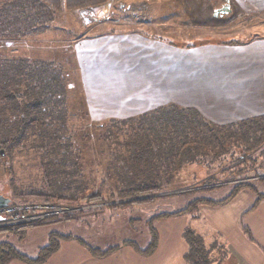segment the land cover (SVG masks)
Wrapping results in <instances>:
<instances>
[{
    "label": "trees",
    "instance_id": "obj_1",
    "mask_svg": "<svg viewBox=\"0 0 264 264\" xmlns=\"http://www.w3.org/2000/svg\"><path fill=\"white\" fill-rule=\"evenodd\" d=\"M108 1L0 0V43L11 44L36 37L51 29L61 14L80 12ZM231 42L236 43L235 40ZM16 54V49H0V162L8 176H15V157L33 163L36 183L30 185L27 193H21V198L32 197L46 205L69 203L75 206L79 203V208L82 207L80 211L69 210L47 218L72 220L80 212L98 213L104 207L125 209L136 204L154 203L169 195L209 190L230 182L235 184L223 200L196 198L180 210L152 216L147 222L150 239L144 249L133 240L100 248L73 234L54 231L36 257L20 252L9 242H1L0 264L15 260L45 264L60 250L61 242L68 240L78 241L92 256L100 259L125 246L149 256L159 246L156 223L160 219L187 213H194L197 218L201 205L225 204L245 188L255 193V204L264 199V193L256 184L244 182L249 178L248 167L256 170L254 177L264 182V176L257 172L264 166V114L217 123L195 107L169 103L137 116L93 123L82 107L84 95L80 85L71 86L73 82L62 64ZM75 119L81 122L79 126ZM83 120L92 125H85L83 130L80 126ZM226 157L231 161L230 175L236 173V176L222 183H216L215 176H209L202 187L176 192L186 188L189 182L180 175L183 168L204 161L212 164ZM96 161L103 167L100 188L88 182L86 173ZM106 181L110 186L105 190L103 183ZM8 185L15 191L19 188L14 177ZM38 211L48 210H22ZM46 221L9 226L0 231L9 230L23 238L26 227L42 225ZM186 234L191 244L187 255L189 264H210L202 236L191 230Z\"/></svg>",
    "mask_w": 264,
    "mask_h": 264
},
{
    "label": "crops",
    "instance_id": "obj_2",
    "mask_svg": "<svg viewBox=\"0 0 264 264\" xmlns=\"http://www.w3.org/2000/svg\"><path fill=\"white\" fill-rule=\"evenodd\" d=\"M174 1L151 8V18L137 22L156 27L157 34L143 29L112 31L77 41L88 97L129 96L125 105L117 106L120 114L115 118L137 116L169 103L195 107L217 123L263 115L264 0H229L230 11L217 15L215 10L226 0ZM239 29H250V37H233ZM235 199L215 207L235 204ZM255 200L228 224L235 230L226 242L196 232L209 251L210 264H264V199L257 204ZM220 231L216 228V233ZM215 240L223 241L221 252L211 249ZM64 245L68 254L56 258L61 245L45 264H189L188 252L174 258L165 253L161 259L159 251L153 259L155 255L142 256L126 247L100 259L78 241Z\"/></svg>",
    "mask_w": 264,
    "mask_h": 264
},
{
    "label": "rangeland",
    "instance_id": "obj_3",
    "mask_svg": "<svg viewBox=\"0 0 264 264\" xmlns=\"http://www.w3.org/2000/svg\"><path fill=\"white\" fill-rule=\"evenodd\" d=\"M174 2V0H109L105 4L94 7L99 13L100 20L94 21L91 24H86L82 14L83 10L80 12H65L57 17L53 22L54 24L52 28L45 33L11 44L0 43V49H16V55L56 61L57 63L62 64L65 69H67L69 78L73 82L71 83V86L80 85V90L84 95L82 107L87 110L89 120L93 123H102L110 118H115L113 116L120 114L118 107L121 108L123 104L125 105L129 96L123 95L121 98L119 97L115 100V96L110 93L97 94L98 96L91 93L88 97L86 85L84 84V73L81 69L78 50L76 48L77 41L83 36H94L112 31L131 32L136 29H143L149 33L157 34L159 31L156 30V27L142 26V24L138 23H143L144 20L148 21V19L151 18L148 14V10L151 8L174 5ZM177 2L180 1L177 0ZM122 5L123 7H121ZM102 6L103 8L99 9V7ZM128 7L131 8L129 9ZM108 9L110 13L109 16L105 18L103 16L104 13L102 12H105ZM164 32L165 30L161 31L160 34H163ZM187 33L188 32H186V34ZM250 33V29H239L232 34L234 35L233 37L244 38L250 37ZM167 35L175 36L174 33L170 32H167ZM74 122L78 126L81 123L76 119ZM82 122L83 123L80 126L83 130H85V125H92V123H87L85 120ZM13 162L15 176H8L3 164L0 162V193L10 197L13 203L19 204L12 205L34 210L47 208V210L53 211V214H63L69 210H81L82 207L79 208V203L75 206L68 205L69 203L46 205L43 204L41 200L32 197H27V200L21 198L20 194L27 193L31 189L30 185L32 186V184L36 183L37 172L34 169L33 163L25 158L15 157ZM229 165H231V161L228 157L225 159L220 158L212 164L204 161L203 164L196 163L188 165L181 170L180 175L186 177L189 182L186 183V188H182L183 186H181L182 189L176 192H183L184 190L189 191L191 190V187L194 186L197 188L202 187L209 176H215L216 179L214 181L216 183H222L228 180V178L236 176V173L230 175L232 169L229 168ZM102 168L101 164L96 161L95 164H91L86 170L88 182L98 188L102 185L100 178ZM252 169L253 168L250 167L247 168V170H250L247 173L249 178L244 182L256 184L259 190L264 193V182H261L257 177H254L256 176V170ZM257 172L261 174V176H264V166H261ZM13 177L15 178L16 185L19 187L17 191L11 189L8 185V181ZM103 184L105 190L110 186L109 181H106V183ZM234 184L235 182H230L222 187H216L209 190L206 189L191 193L169 195L155 201L154 203L136 204L125 209L104 207L98 213L80 212L77 218L72 220L55 221L56 219L54 217L47 218L51 215L50 214L40 219V222L47 219L45 224L26 227V234L23 238H20L18 234L9 230L0 231V243L3 241L9 242L20 252L31 257H36L40 248L48 244L49 234L55 231L62 234H73L81 237L89 245L98 246L100 248L122 244L126 240H133L140 248L144 249L147 247L150 239L147 222L152 216L159 212H174L180 210L184 208L189 201L196 198L207 197L216 201L223 200L231 193ZM187 185H190V188H187ZM104 195H106V193H104ZM255 199V193L250 189L245 188L236 196L235 204L227 205L225 207H215V205L207 204L201 205L199 207L197 218L193 215L194 213H187L186 215L160 219L156 223L157 231L159 233V246L156 252L152 254L155 255L153 256V259L157 258L159 251L162 254L160 255L161 259L165 257V253H167L166 257L174 258L175 254L180 256L185 252H189L191 244L187 238V230L193 232L202 231L206 234L207 238L222 237L225 241L235 230L233 227H228V224H231L234 216L240 215L238 213H240L239 211L244 205L254 204ZM250 201H253V203ZM215 227L222 228V231H220L219 234L216 233ZM65 242L67 241L61 242V253L56 258H61L68 254V249H65V245L63 246V243ZM222 242L223 241L215 240L214 243L210 245L211 249H216L221 252ZM126 247L144 256V254L138 252L132 247L125 246L123 248ZM115 253H120V250H117ZM9 264L26 263L15 260L11 261Z\"/></svg>",
    "mask_w": 264,
    "mask_h": 264
},
{
    "label": "built area",
    "instance_id": "obj_4",
    "mask_svg": "<svg viewBox=\"0 0 264 264\" xmlns=\"http://www.w3.org/2000/svg\"><path fill=\"white\" fill-rule=\"evenodd\" d=\"M103 8L102 7H99ZM104 13V17L107 18L109 16V9ZM84 21L86 24H91L94 21L100 20L99 19V13L97 12L96 8H90V9H84L83 12ZM24 208L20 206H14L10 204L7 207L0 208V229L6 228L11 225L16 224H26V223H34L40 220L41 218H44L47 215L53 214V211H47L44 212H34V213H28V212H22ZM30 210V209H25Z\"/></svg>",
    "mask_w": 264,
    "mask_h": 264
},
{
    "label": "water",
    "instance_id": "obj_5",
    "mask_svg": "<svg viewBox=\"0 0 264 264\" xmlns=\"http://www.w3.org/2000/svg\"><path fill=\"white\" fill-rule=\"evenodd\" d=\"M228 11H230V3H229V0H226V5H224L222 8L215 10L214 14L217 15L218 12L226 13ZM11 203H12V199L10 197H7L0 193V208L7 207Z\"/></svg>",
    "mask_w": 264,
    "mask_h": 264
}]
</instances>
